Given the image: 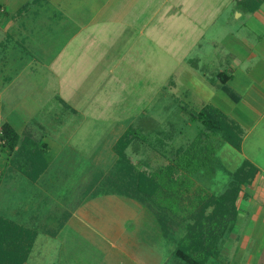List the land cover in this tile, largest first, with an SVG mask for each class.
<instances>
[{
    "label": "rangeland",
    "instance_id": "obj_1",
    "mask_svg": "<svg viewBox=\"0 0 264 264\" xmlns=\"http://www.w3.org/2000/svg\"><path fill=\"white\" fill-rule=\"evenodd\" d=\"M70 2L79 15L77 22L75 16L66 17L70 21L66 35L57 33L48 43H42L41 40L54 36L39 31L40 40L28 44L35 57L26 55V60L16 62L17 67L23 64L25 69L10 82H3L4 76L0 73V121H11L21 129L25 120L37 114L46 128L44 138L51 150L47 156L48 170L35 185L17 176L30 190L36 191L34 195H21H27L24 206L27 207L29 201L39 206L41 201L38 211L48 212L40 219L42 225H34L36 229L48 227L47 234H55L59 220L54 225L53 217L56 220L58 215L60 219L59 215L64 213L69 216L71 208L88 213L91 207L80 206L89 195L97 198L91 209L95 217H91L93 221L88 224L89 221L81 223L89 220L85 215H74L56 237L38 234L27 261L69 264L71 259H76L85 263L91 255L99 253L93 260L97 262L103 258L105 246L89 235L93 233V222L106 217L123 219L126 224L122 227L127 229V234L138 230L139 225L148 226L147 216L155 218V226L157 223L158 226H154V231L162 233L172 244L173 251L176 241L185 232V222L150 199L140 197L141 201H137L117 193L101 196L104 188L101 180L117 161L112 145L131 127L137 134L125 149L131 165L151 173L171 162L175 151L190 144V139L202 129L199 122L191 119V113L199 110L202 103L213 104L228 113L230 102L220 103L224 95L213 87L219 83L215 72L227 70L231 61L228 47L233 43H242L243 39L249 43L263 41V22L259 17L254 19L248 14L237 17L235 12L229 11L215 17L216 25H206L200 31L187 26L185 17L165 15L169 10L163 12L162 9V15L153 17L154 22L149 24L150 16L144 10L139 12L136 5L127 6L125 13L124 8L119 13L116 7L118 15H114L103 5V0H62L64 6H69ZM117 4L121 1L111 3ZM91 19L92 22H88ZM83 24L85 26L81 27ZM77 27L80 28L78 37L63 47L65 36L69 37ZM74 43H78V47ZM18 46H14L18 50L10 51L16 53L15 58L22 53ZM3 50L8 54V50ZM15 74L13 71V76ZM194 76L196 79L192 80ZM197 79L205 88L201 94L196 91ZM56 93L62 97L60 105ZM261 138V144H245L241 152L224 143L218 135L206 137L220 148L219 157H215L208 168L200 167L189 176L186 197L198 188L216 195L223 193L232 180L231 172L247 156L253 157L264 169V137L261 135ZM159 139L164 141L159 142ZM97 173H100V182L93 179ZM245 188L239 193V203L247 200ZM8 195L10 193L0 195V210L14 201L22 203L16 194L12 198ZM104 201L110 202L105 208ZM186 201L183 197L180 202ZM76 204L79 206L75 207ZM98 206L102 207L99 211ZM238 230L241 231L240 223Z\"/></svg>",
    "mask_w": 264,
    "mask_h": 264
},
{
    "label": "crops",
    "instance_id": "obj_2",
    "mask_svg": "<svg viewBox=\"0 0 264 264\" xmlns=\"http://www.w3.org/2000/svg\"><path fill=\"white\" fill-rule=\"evenodd\" d=\"M103 1V5L109 8L110 12H114V15H118V12L115 10L116 7L119 9V13L120 10L124 8L122 12L125 13L127 6L132 7V5H136V9L140 10L139 12L144 10L147 12L146 14L150 16L148 19L149 24L154 22L153 17L162 15L163 10V12L169 10V13L166 12L165 15L185 17V24L187 26L197 28V30L199 29L200 31H203L206 25H216L217 19L215 17L226 15L229 11L232 13L235 12L237 17L246 16V14L251 15L254 19L259 17L264 25V0L255 10H251L247 1L239 3L238 0H120V5H111L114 0ZM25 3V8L19 13L20 7ZM73 6L75 5L71 4V2L69 6H64L62 0H40L39 2H33V0H0V73L2 72L4 76L3 82H10L20 71L25 69L23 64L17 67L16 62H22L27 56H31L32 58L35 57V53H31L28 44L40 40L37 37L38 33H40L39 31H45L49 33V35L54 36L47 38L46 41L41 40L42 43H48V40L55 38L57 33L66 35L65 33L69 30L68 23L70 22L66 20V17L75 16V22L78 21L77 17L79 14ZM203 17L207 18L203 19ZM88 22H92V19L88 20ZM83 26H85V24L81 27ZM74 30L75 29H72L73 32L70 33L69 37L65 36L66 40L63 47H66L69 44L68 42H72L78 37L80 28L77 27L75 32ZM262 40L263 41H258V43H249L247 40L245 41L243 39L244 42L241 41L242 43H233L228 47L230 50L228 54H230L231 61L228 62L226 66L227 70L215 72L217 74L218 72L224 71L230 74L226 83L232 92L231 94L223 90V85L220 82L216 83V86L213 87L216 89L219 88V91L224 95V97H220V103L230 102L228 113L224 110L223 112L230 119L239 124L243 130L241 149L239 150L241 152L245 144L251 145L255 142V144H261V135L264 137V34L262 35ZM18 44L20 45L18 47H21L22 53L18 54L17 58H15L16 53L13 54L10 51L13 52L18 50L14 48V46ZM74 44L78 47V43ZM63 47L61 49H63ZM3 49L8 50V54H5ZM61 49L59 50L61 51ZM23 63L25 64V62ZM110 70L111 68L108 69V72H110ZM13 71L16 73L14 76ZM193 79H196V77L194 76L192 80ZM197 83L196 91L198 94H201L205 88L202 87L203 84L198 79ZM210 94L212 95V93ZM248 94L250 96L249 98H247ZM55 98L60 105L58 98L62 99V97L56 93ZM203 105L205 104L202 103V106ZM37 116L36 114V116L25 120L22 128L28 122H32L36 127L45 130L46 128L40 120L41 117ZM1 122L3 121H0V123ZM8 122H10L18 132H21L22 128L17 129L11 121ZM42 140L46 143L48 142L44 136ZM191 140L192 139H190L189 142H191ZM219 150L220 148L217 150L214 158L219 157ZM50 151L49 148L48 152L45 153L47 168L35 181L28 179L24 174L15 169H8L10 166L7 164V156L0 152V158H2L0 159V175H2L0 195L2 196L3 193H10L8 196L12 198V196L16 194L15 197L17 200H22V203H16L17 201H14L13 204H6V206L1 209L2 211L0 210L1 214L28 226H34L36 223L40 225L42 223H40V219H44L45 215L48 213L38 211L42 202L40 201L39 206L37 204L34 206L31 204V201H29L28 206L25 207V202L23 201H25L27 195L30 196V193H33V195L36 194L35 189L31 188L30 190L28 184L31 183L35 185L40 177L46 173L50 163L49 158H47ZM244 159L255 164L258 167V173L252 184L245 188L248 193L247 200H241L240 203L238 199L236 200L238 209L236 220L231 225L230 229L226 230L220 236L217 242L216 252L209 255L204 264H264V169L254 161L253 157L250 158L247 156ZM18 175L25 177L28 184H23L18 179ZM22 194L27 195L21 197ZM107 195L109 194H103L101 196ZM85 197L87 201L82 202L80 207L83 208L85 206L89 209L90 207L91 209L94 208L93 205H96L94 201L96 202L97 198L91 195ZM136 203L139 204L138 202ZM105 204L109 205L110 202L104 201V208L107 206ZM78 206V204L75 205V207ZM98 208L102 207L98 206L97 210ZM91 209L88 213H84V209L75 212L71 208L69 210V216L64 219L65 221L63 220L61 224L58 223V231L55 234L53 233L54 235L50 232V235L56 237L60 232H63L64 227L67 226L74 215H85L89 220H83L81 223L89 221L86 223L90 224L91 221H93H90V218L94 216ZM146 218L148 226L144 227L142 223L143 226L140 227L139 225L137 228L138 230L130 231L131 234H127V229L122 227L123 224H126L123 219L110 218L108 220L106 217L94 221L93 224L95 226L92 227L93 233L89 235L93 237L89 238L99 240V243L102 241V246H105L102 253L103 258L94 262V256H99V253H96L93 256L91 255V258L85 260V263L81 262V260L71 259V263L69 264H179L177 263L178 260L172 256V244L166 241L160 231H154L153 228L156 225L155 218L151 216H147ZM52 219L54 225L57 224V220H59L58 215L56 216V220L54 217ZM143 220L144 218L142 221ZM239 223L241 231L238 230ZM38 227V234L43 233L44 235H49L46 232L48 230L50 231L48 227ZM89 246L90 245H88V249H91ZM88 252L95 253V251L91 250H88Z\"/></svg>",
    "mask_w": 264,
    "mask_h": 264
},
{
    "label": "trees",
    "instance_id": "obj_3",
    "mask_svg": "<svg viewBox=\"0 0 264 264\" xmlns=\"http://www.w3.org/2000/svg\"><path fill=\"white\" fill-rule=\"evenodd\" d=\"M244 1L248 2L251 10H255L263 0H238L239 3ZM25 6L26 3L20 7L19 13ZM215 76L222 83L223 90L231 94L226 83L230 74L221 71ZM191 119L199 122L202 129L190 144L175 151L171 162L151 173L139 171L131 165L125 149L137 134L128 127L112 145L117 161L112 171L101 180L104 186L101 193H117L137 201H141L140 197L150 199L161 209L171 212L185 222V232L176 241L172 256L179 264H204L208 256L216 252L220 236L236 220V200L243 187L253 182L258 167L243 159L231 172L232 180L223 193L216 195L198 188L186 197L189 176L200 167L208 168L215 161L214 155L218 147L205 138L218 135L224 143L240 150L243 135L239 124L212 104H205L191 113ZM43 136L44 130L32 122H28L21 132L8 121L0 123V152L6 154L10 168L32 181L47 168L45 153L49 147L42 140ZM139 137L143 138V135ZM158 141L163 142L164 139ZM1 178L2 175L0 183ZM99 178L100 173H97L93 179L100 182ZM183 197L187 201L182 204L180 201ZM63 216L67 217L66 213ZM63 216L61 215L59 224L66 218ZM38 231L35 226H28L0 213V264H32L27 259Z\"/></svg>",
    "mask_w": 264,
    "mask_h": 264
}]
</instances>
